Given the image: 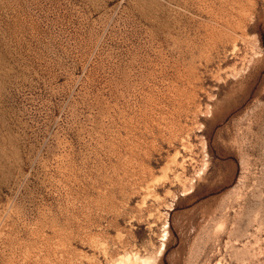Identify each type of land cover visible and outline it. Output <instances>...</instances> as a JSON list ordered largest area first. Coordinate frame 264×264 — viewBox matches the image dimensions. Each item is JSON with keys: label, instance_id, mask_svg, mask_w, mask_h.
Listing matches in <instances>:
<instances>
[{"label": "rangeland", "instance_id": "1", "mask_svg": "<svg viewBox=\"0 0 264 264\" xmlns=\"http://www.w3.org/2000/svg\"><path fill=\"white\" fill-rule=\"evenodd\" d=\"M130 252L264 264V0H0V264Z\"/></svg>", "mask_w": 264, "mask_h": 264}, {"label": "bare ground", "instance_id": "2", "mask_svg": "<svg viewBox=\"0 0 264 264\" xmlns=\"http://www.w3.org/2000/svg\"><path fill=\"white\" fill-rule=\"evenodd\" d=\"M166 233L167 232H164L162 234L163 238H165ZM159 252H160V250H159ZM149 262H150L149 257L141 256L136 252H130V253H124L122 255H119V257L114 261V264H134V263L148 264Z\"/></svg>", "mask_w": 264, "mask_h": 264}]
</instances>
